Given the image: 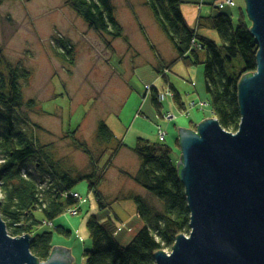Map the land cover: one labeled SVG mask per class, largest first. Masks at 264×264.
Masks as SVG:
<instances>
[{
	"label": "rangeland",
	"instance_id": "rangeland-1",
	"mask_svg": "<svg viewBox=\"0 0 264 264\" xmlns=\"http://www.w3.org/2000/svg\"><path fill=\"white\" fill-rule=\"evenodd\" d=\"M212 1L216 0H196L190 5L198 7L200 2ZM222 2L218 1L216 6ZM113 3L117 19L127 30L128 42L118 39L108 46L101 35L90 30L66 5V0H0V46L12 63H20L31 73L24 85V94L26 100L37 104L35 110L27 112L37 125L32 133L38 142L52 144L54 158L61 160L65 168L84 172L89 170V159L83 150L74 146L71 132L77 130L75 143L85 144L95 158H102V164L112 156L116 142L111 146L98 144L96 131L101 120L118 141L126 143L111 161L99 188L106 197L105 208L89 192L87 181H81L73 189V195L77 193L80 201L76 199L77 204L70 211L51 223L46 221L37 230V234L53 232V247L71 249L73 264H84L83 253L91 248L90 217L95 216L99 221L112 219L118 229L117 239L130 242L141 228L138 226H142L136 197L162 208L154 195L127 176L136 175L140 168V158L133 152L137 140L143 138L169 146L171 159L178 166L181 158L178 127L197 130L200 123L213 118L203 67H187L177 62L167 82L156 67L160 62H173L177 52L144 0H113ZM202 7L227 13L236 27L242 17L251 23L246 6L236 5L223 11L211 5ZM139 24L147 30L151 42L145 39ZM201 33L220 43L216 32ZM62 43L74 49L73 66L64 56ZM152 85L165 94L160 112L154 107L151 95L145 98L147 87ZM170 86L180 94L182 108L173 95L166 94L171 92ZM205 103L207 106L203 109L191 107ZM159 125L166 132L163 142L158 139ZM26 168L30 173L36 170L32 164ZM36 217L45 219L41 212H36ZM57 227L70 231L71 236L57 233Z\"/></svg>",
	"mask_w": 264,
	"mask_h": 264
},
{
	"label": "trees",
	"instance_id": "trees-1",
	"mask_svg": "<svg viewBox=\"0 0 264 264\" xmlns=\"http://www.w3.org/2000/svg\"><path fill=\"white\" fill-rule=\"evenodd\" d=\"M184 4L186 2L182 0H144V5L177 52L173 62L162 64L156 71L167 79L165 71L169 72L177 62H183L187 67L202 66L212 117L218 119L226 131L237 133L242 120L239 83L257 70L258 44L250 32L252 23L248 24L242 17L236 27L230 15L214 12L210 16L200 15L196 26L192 27L184 15ZM66 5L90 30L101 35L108 46L118 39L128 42L113 0H66ZM209 5L224 10L215 3ZM202 31L216 32L220 43L202 35ZM62 48L66 60L73 66V47L68 48L62 43ZM30 78V71L20 63H12L0 46L1 214L12 237L32 236L31 252L43 262L52 255L54 234H37L38 228L46 221L53 222L77 204L73 189L81 181H87L89 192L96 197L100 207L105 208L106 197L99 188L111 161L126 144L118 141L107 123L101 120L96 139L99 145L105 146L116 142L112 156L102 164V158H95L85 144L75 143L76 130L71 132L72 140L74 146L88 157L89 170L65 168L61 160L54 158L52 144L41 145L32 133L37 125L27 111L35 110L37 104L34 100H26L24 94V85ZM170 90L174 101L182 108L180 94L173 86ZM150 92L152 103L160 112L159 91L152 86ZM133 152L141 164L136 175L127 176L154 195L162 208L136 197L142 226L127 244L117 239L115 221L90 217L91 248L83 253L84 264H156L157 252L170 251L178 236L189 235L191 231V211L178 166L171 159L172 149L139 138ZM28 164L35 165L34 173L27 170ZM36 212H41L45 219L38 220ZM56 232L71 236V232L63 227H57Z\"/></svg>",
	"mask_w": 264,
	"mask_h": 264
},
{
	"label": "water",
	"instance_id": "water-1",
	"mask_svg": "<svg viewBox=\"0 0 264 264\" xmlns=\"http://www.w3.org/2000/svg\"><path fill=\"white\" fill-rule=\"evenodd\" d=\"M258 44L257 70L239 83L237 133L218 119L197 130L179 128L178 163L191 211L181 234L156 264H264V0H244ZM0 264H73L71 249L55 246L47 261L31 252L32 236L12 237L1 214Z\"/></svg>",
	"mask_w": 264,
	"mask_h": 264
},
{
	"label": "crops",
	"instance_id": "crops-1",
	"mask_svg": "<svg viewBox=\"0 0 264 264\" xmlns=\"http://www.w3.org/2000/svg\"><path fill=\"white\" fill-rule=\"evenodd\" d=\"M187 1H189V3L187 4ZM218 1H221V0H216V1H212L211 3H218ZM223 1H225V0H223ZM234 1V0H233ZM194 2H196V0H186V4H184V6H183V12H184V15H185V17H186V20H187V22H188V24L190 25V26H192V27H195L196 26V24H197V20H198V18H199V16L200 15H202V16H210V15H212L213 13H214V11H208V10H205V8L204 7H202V5H205V4H200V6H198V7H194V6H191L190 4L191 3H194ZM235 3H236V5H240L241 7H243V6H245V1L244 0H235ZM206 5H209V4H206ZM236 5L234 6V7H231V6H226V8H235L236 7ZM216 6V5H215ZM242 10V9H241ZM139 29H140V31H141V33L143 34V36L145 37V39L147 40V41H149V42H151V39L149 38V35H148V32H147V30L146 29H144V27L143 26H141L140 24H139ZM208 32V31H207ZM126 34H127V30H126V32H125ZM157 54V53H156ZM160 55H158V57H159ZM161 60V59H160ZM169 63H171V62H168V61H164V63L163 62H160V64L156 67V70L158 69V68H160L161 66H162V64H169ZM169 72H170V70H169ZM169 72L166 74L167 75V79H165L167 82H169V79H168V74H169ZM153 86V85H152ZM151 86V87H152ZM153 88H156L155 86H153ZM159 92H160V90L158 89V88H156ZM151 93H149V94H145L144 96H145V98L147 97V95L149 96ZM163 105V104H162ZM115 134V133H114ZM117 137V136H116ZM120 138V137H119ZM121 139V138H120ZM122 140V139H121ZM126 144V143H125ZM104 195V194H103ZM141 226H138V229L140 228ZM120 241L123 243V244H127L128 242H126L127 241V239H123V240H121L120 239Z\"/></svg>",
	"mask_w": 264,
	"mask_h": 264
},
{
	"label": "built area",
	"instance_id": "built-area-1",
	"mask_svg": "<svg viewBox=\"0 0 264 264\" xmlns=\"http://www.w3.org/2000/svg\"><path fill=\"white\" fill-rule=\"evenodd\" d=\"M234 5L235 4H234L233 0H225L224 2L218 4V7H219V9L223 10V9L226 8V6H232L233 7ZM167 73H168V71H165V74H167ZM150 90H151V87H147V91L149 92ZM166 94L170 95V96L172 95L171 92H166ZM164 96H165V94L163 92H161V94H159V100L161 102L164 101ZM197 106H200V107H197ZM206 106H207V103L200 104V105H196V104H192L191 105V107H197V108H200V109H203ZM170 117H173V116H170ZM157 127H158V132H159V139H160V141L163 142V141H165V138H166V132L163 129L160 128V125L157 126ZM73 196H74L75 199H78L80 201V199L78 197L79 195L77 193L74 194Z\"/></svg>",
	"mask_w": 264,
	"mask_h": 264
},
{
	"label": "bare ground",
	"instance_id": "bare-ground-1",
	"mask_svg": "<svg viewBox=\"0 0 264 264\" xmlns=\"http://www.w3.org/2000/svg\"><path fill=\"white\" fill-rule=\"evenodd\" d=\"M234 1H235V0H234ZM234 4H235V2H234ZM235 5H236V4H235ZM235 5H234V6H235ZM234 6H233V7H234ZM150 87H151V86H150ZM151 88H152V87H151ZM150 91H151V90H150ZM150 91H149L147 94L151 93ZM160 92H161V91H160ZM160 92H159V94H160ZM162 103H163V102H162ZM158 139H159V137H158ZM159 140H160V139H159ZM121 230H123V229H121Z\"/></svg>",
	"mask_w": 264,
	"mask_h": 264
}]
</instances>
